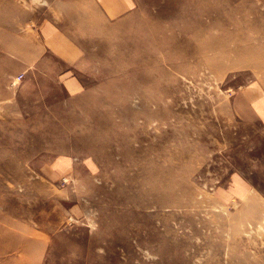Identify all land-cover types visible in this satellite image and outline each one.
<instances>
[{
    "label": "rangeland",
    "instance_id": "obj_1",
    "mask_svg": "<svg viewBox=\"0 0 264 264\" xmlns=\"http://www.w3.org/2000/svg\"><path fill=\"white\" fill-rule=\"evenodd\" d=\"M262 61L264 0H0V264H264Z\"/></svg>",
    "mask_w": 264,
    "mask_h": 264
},
{
    "label": "crops",
    "instance_id": "obj_2",
    "mask_svg": "<svg viewBox=\"0 0 264 264\" xmlns=\"http://www.w3.org/2000/svg\"><path fill=\"white\" fill-rule=\"evenodd\" d=\"M247 93H243L242 95H240L236 100H237V104L240 105H245L247 104V106L252 109L255 112V115L257 118H262L263 117V113H262V106L259 103V100L257 102L256 98L255 99H251L252 97L249 95H245ZM248 101V102H246Z\"/></svg>",
    "mask_w": 264,
    "mask_h": 264
},
{
    "label": "built area",
    "instance_id": "obj_3",
    "mask_svg": "<svg viewBox=\"0 0 264 264\" xmlns=\"http://www.w3.org/2000/svg\"><path fill=\"white\" fill-rule=\"evenodd\" d=\"M20 79H22V76H20L19 78H17L16 81H18V80H20Z\"/></svg>",
    "mask_w": 264,
    "mask_h": 264
},
{
    "label": "bare ground",
    "instance_id": "obj_4",
    "mask_svg": "<svg viewBox=\"0 0 264 264\" xmlns=\"http://www.w3.org/2000/svg\"><path fill=\"white\" fill-rule=\"evenodd\" d=\"M261 63H264L263 61Z\"/></svg>",
    "mask_w": 264,
    "mask_h": 264
}]
</instances>
